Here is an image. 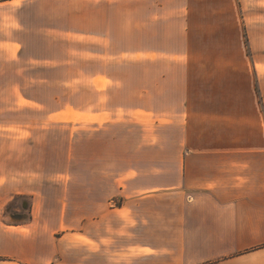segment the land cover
Segmentation results:
<instances>
[{
  "label": "crops",
  "instance_id": "crops-1",
  "mask_svg": "<svg viewBox=\"0 0 264 264\" xmlns=\"http://www.w3.org/2000/svg\"><path fill=\"white\" fill-rule=\"evenodd\" d=\"M35 87L75 88L91 170L35 197L4 98L0 264H264V0H0V88Z\"/></svg>",
  "mask_w": 264,
  "mask_h": 264
},
{
  "label": "rangeland",
  "instance_id": "rangeland-1",
  "mask_svg": "<svg viewBox=\"0 0 264 264\" xmlns=\"http://www.w3.org/2000/svg\"><path fill=\"white\" fill-rule=\"evenodd\" d=\"M0 88V139L3 137L21 139L22 134L11 136L14 128L18 126H27L26 119H20L16 112L15 104L4 101L6 96L10 97L12 93L21 91L26 95H33L34 104V143L30 144V148L34 149L35 160V181L36 191L34 196H41V191L46 193L47 197H57L58 191L56 184L53 183L54 175H66L69 177L74 175L89 176L91 167L89 159L92 157L90 141H80L76 144V128L73 117H66L60 121L53 118V114L64 109L65 102L70 96H74L75 88H59V87H35L33 88ZM3 93V94H2ZM22 93V94H23ZM3 95V96H2ZM23 105V104H22ZM50 117V118H49ZM29 114V121L30 120ZM3 127V130H2ZM6 128V129H5ZM90 129H87L89 131ZM1 132L9 133L3 136ZM119 154V153H116ZM83 159V164L78 165V160ZM37 181L39 187L37 188ZM89 186V184H88ZM78 193L75 184L66 190L68 198L73 199ZM62 195V193H61ZM118 203V201H116ZM57 205L58 202H56ZM37 202L35 206H38ZM44 205V204H42ZM46 205H54L52 201Z\"/></svg>",
  "mask_w": 264,
  "mask_h": 264
}]
</instances>
